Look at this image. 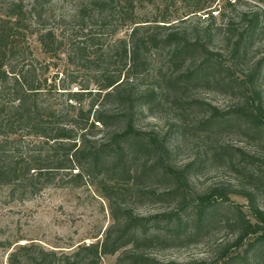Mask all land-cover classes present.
<instances>
[{
    "label": "trees",
    "instance_id": "16d2710c",
    "mask_svg": "<svg viewBox=\"0 0 264 264\" xmlns=\"http://www.w3.org/2000/svg\"><path fill=\"white\" fill-rule=\"evenodd\" d=\"M142 1L89 0L73 16L62 18L61 24L68 30L39 35L46 51L54 54L58 50L69 65L89 70L93 89L76 87L66 76L57 81L50 78L49 66L39 64L30 47L16 41L19 28L28 26L22 25L24 22L42 18L39 1L29 12L16 5L12 13L0 18V185L32 190L53 184L59 176L64 186H92L107 201L112 220L102 239L79 245L72 253L48 251L36 243L19 244L10 252L7 264H100L104 257L116 254V264H180L161 263L146 252L170 238L179 239L185 231L192 235L213 223L212 209L219 202L235 214L231 222L238 235L232 249H240L248 240L237 258L241 264H253L252 255L264 242V210L258 207L255 191L237 193L247 200L249 217L224 189L197 194L189 181V167L171 163L168 133L141 130L135 123L141 110L151 111L169 99L184 110L185 92L221 84V91L238 94L242 101L227 112L204 105L209 116L197 125L209 131L243 126L264 135L258 84L264 57L252 64L244 77H236L248 43L264 33V12L261 16L245 15L240 31L228 22L219 28L204 27L200 36H190L166 26L170 22L148 25L141 21L137 7ZM31 13L35 17H30ZM163 29L160 38L157 31ZM119 32L120 37L114 40ZM214 36L230 49L229 62L210 47ZM104 41L108 44L103 46ZM160 49L167 50V63L175 70L166 80L156 73L162 85L144 87L139 80L149 76L150 54ZM195 104L199 103L186 107ZM178 119L182 121L178 132L184 135L185 120L182 115ZM144 177L166 184L156 185V191H135L138 198L170 199L172 211L143 216L126 205L122 195L128 190L124 188L129 184L135 187ZM232 249L222 250L225 264L235 260L229 255Z\"/></svg>",
    "mask_w": 264,
    "mask_h": 264
},
{
    "label": "rangeland",
    "instance_id": "374dc122",
    "mask_svg": "<svg viewBox=\"0 0 264 264\" xmlns=\"http://www.w3.org/2000/svg\"><path fill=\"white\" fill-rule=\"evenodd\" d=\"M37 1L43 6L42 18H29L30 21L24 22L22 25L28 26L19 28L16 41L26 43L38 63L49 66L50 78L57 81L66 76L76 82V87L80 84L95 88L92 84L93 74L89 70H83L79 65H69L62 52L56 50L53 54L39 43V35L45 31L52 30L59 34L68 30L67 26L61 24L62 18L73 16L89 0H0V18L12 13L16 5L29 12L35 8ZM262 12L264 0H143L137 7L141 21L148 25L170 22L166 26L172 25L177 31H184L190 36H200L204 27L211 25L219 28L228 22H232L240 31L245 25L242 21L245 15L261 16ZM29 15L35 17V13ZM165 31H157L160 38ZM120 33L114 40L120 37ZM219 42V38L214 36L209 45L221 53L223 61L229 62L230 49ZM107 44L108 41L103 42V46ZM248 46L244 61L236 68L238 78L244 77L248 68L264 57V33L250 41ZM174 70L167 63V50L160 49L151 52L149 76L139 81L144 87H152L160 82L156 79V73L166 80ZM262 75L258 84L264 106V69ZM202 87L190 89L182 97L186 105L199 104L192 108L185 105L182 110L173 105L170 99L166 100L151 111L141 110L137 115L136 127L168 133V144L172 149L171 163L176 167H189V181L193 190L201 194L214 188L224 189L230 194L231 202L249 217L248 202L237 193L242 190L255 191L258 207L264 210V135L253 134L243 126L235 125L217 131L199 127L198 121L209 116L204 105L210 104L227 112L242 101L238 94L221 91V84ZM180 115L185 120L184 135L178 132L182 123L178 119ZM139 165L138 162L134 167ZM59 178L57 176L56 182L51 185L32 187V190L16 185H0V264H7L10 252L19 244L36 243L48 251L69 254L79 245L102 239L112 221L105 198L95 187L64 186ZM163 184L166 183L144 177L135 187L129 184L124 188L128 191L124 192L122 199L143 216L172 211V200H156L148 196L138 198L135 192H143L145 188V192L149 191L148 188L156 191L155 186ZM212 213L213 223L204 225L192 235L183 230L185 232L180 234L179 239L170 238L148 250L146 255L161 263L225 264L226 258L221 259L222 250L225 247L232 249L238 235L236 226L231 222L235 214L221 202L213 207ZM159 232L161 235L165 233L162 230ZM247 243L248 240L240 249L230 250L229 255L235 258L231 264H241L237 255L243 253ZM118 258L119 254L107 256L100 264H116ZM251 262L264 264V242L257 247Z\"/></svg>",
    "mask_w": 264,
    "mask_h": 264
}]
</instances>
